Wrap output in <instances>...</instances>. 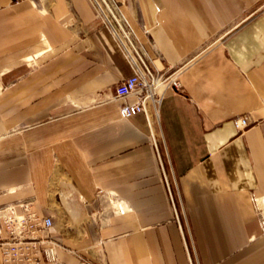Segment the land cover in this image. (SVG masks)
I'll return each instance as SVG.
<instances>
[{"label": "crops", "instance_id": "crops-1", "mask_svg": "<svg viewBox=\"0 0 264 264\" xmlns=\"http://www.w3.org/2000/svg\"><path fill=\"white\" fill-rule=\"evenodd\" d=\"M117 2L178 68L152 126L88 0H0V205L53 217L58 264H264V0Z\"/></svg>", "mask_w": 264, "mask_h": 264}, {"label": "built area", "instance_id": "built-area-1", "mask_svg": "<svg viewBox=\"0 0 264 264\" xmlns=\"http://www.w3.org/2000/svg\"><path fill=\"white\" fill-rule=\"evenodd\" d=\"M95 19L113 34L129 62L133 73L115 85V99L120 101L118 114L130 120L144 114L152 126L160 117L159 105L168 88L180 89L178 68L161 71L145 47L136 38L123 16L117 0H88ZM135 97L133 103L128 98ZM239 130L248 128L249 115L233 120ZM158 148V140L153 136ZM159 152V151H158ZM35 200L22 199L0 205V249L3 264H58L60 246L52 236L54 219L35 209ZM124 212L127 206H119ZM264 228V215H262Z\"/></svg>", "mask_w": 264, "mask_h": 264}]
</instances>
